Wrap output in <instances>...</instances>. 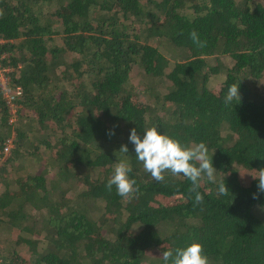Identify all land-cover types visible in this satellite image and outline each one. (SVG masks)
<instances>
[{"label":"trees","instance_id":"16d2710c","mask_svg":"<svg viewBox=\"0 0 264 264\" xmlns=\"http://www.w3.org/2000/svg\"><path fill=\"white\" fill-rule=\"evenodd\" d=\"M0 13V71L21 89L8 122L0 85V264H164L192 242L209 264H264L251 176L264 168V0H0ZM232 84L240 101L225 104ZM151 127L205 143L229 193L202 179L195 204L182 175L154 181L128 139ZM121 159L131 201L106 187Z\"/></svg>","mask_w":264,"mask_h":264},{"label":"clouds","instance_id":"9594fccd","mask_svg":"<svg viewBox=\"0 0 264 264\" xmlns=\"http://www.w3.org/2000/svg\"><path fill=\"white\" fill-rule=\"evenodd\" d=\"M189 35L197 47L206 46V42L201 41L195 31ZM234 100L240 101L239 84L229 86L224 102L230 104ZM128 139L134 145L137 161L142 163L144 171L149 173L154 181H164L166 172L174 177L182 175L191 181L189 192L193 194L195 204H201L204 200V195L198 191L202 179L216 184V191L219 195L229 193L224 180L217 181V170L212 164L213 153L209 156V150L205 143L200 142L186 147L178 140L162 134L156 127L145 129L142 138L133 128L130 130ZM119 151L127 154L128 148L126 145H121ZM132 170L131 164L126 159L119 160L114 164L112 175L106 185L109 190L115 186L116 193L129 201L139 191L135 187L136 180L129 177ZM251 176L258 180V193L264 194V168L258 170L256 176ZM253 198H258V194L254 193ZM162 259L164 264H209L208 257L203 255L202 245L196 242H192L186 247L164 251Z\"/></svg>","mask_w":264,"mask_h":264},{"label":"built area","instance_id":"2783aa9c","mask_svg":"<svg viewBox=\"0 0 264 264\" xmlns=\"http://www.w3.org/2000/svg\"><path fill=\"white\" fill-rule=\"evenodd\" d=\"M10 70H12L11 67H5V68H2L1 71H0V85L2 86V88L5 91L4 98H5V102H6L7 106H8V111L10 113V116L8 118V122H12V120L14 119L13 115H14L16 109H17V106L14 103L13 99H14V97H16V96L21 94L20 87H16L11 92L9 90L10 79H9L7 73H9ZM11 146H12V142H11V140L8 139L7 142H6V146L4 148L5 154L9 153V148Z\"/></svg>","mask_w":264,"mask_h":264},{"label":"rangeland","instance_id":"374dc122","mask_svg":"<svg viewBox=\"0 0 264 264\" xmlns=\"http://www.w3.org/2000/svg\"><path fill=\"white\" fill-rule=\"evenodd\" d=\"M213 84H214L215 87H218V86H219V81H214ZM154 253H155V252H154ZM154 253L150 254V256H153ZM143 264H148V263L145 262V263H143Z\"/></svg>","mask_w":264,"mask_h":264}]
</instances>
